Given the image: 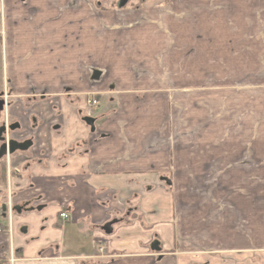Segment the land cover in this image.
<instances>
[{
  "label": "rangeland",
  "instance_id": "1",
  "mask_svg": "<svg viewBox=\"0 0 264 264\" xmlns=\"http://www.w3.org/2000/svg\"><path fill=\"white\" fill-rule=\"evenodd\" d=\"M205 1L100 0L102 8L116 10L114 56L78 63L95 89L67 82L61 94L50 91L46 98L61 95L81 124L89 95L98 100L92 112L98 119L133 118L135 124L120 130L140 138L132 152L157 154L168 179L163 219H174L180 260L262 264L264 0H211L210 8ZM5 75L0 43V81ZM26 101L16 102L21 108ZM42 110L57 119L61 106Z\"/></svg>",
  "mask_w": 264,
  "mask_h": 264
},
{
  "label": "crops",
  "instance_id": "2",
  "mask_svg": "<svg viewBox=\"0 0 264 264\" xmlns=\"http://www.w3.org/2000/svg\"><path fill=\"white\" fill-rule=\"evenodd\" d=\"M203 5L210 8L211 0ZM115 13V8H102L100 0H0L6 73L15 90L24 93L36 84L61 94L67 82L78 89H95L87 84L78 63L114 56ZM43 100L41 114L46 104L61 106V112L57 119L45 116L32 154L15 157L22 173L12 175V192L22 209L14 215L12 237L0 232V260L5 264H198L189 257L180 260L183 252L174 219H163L164 179H168L153 158L157 154L132 152V143L140 138L120 130L122 124H135L133 118L112 114L98 119L94 113V125L89 126L70 117L61 95ZM14 108L16 113L21 110L19 105ZM76 141L78 148L70 151ZM39 196L46 202L32 208L31 202ZM62 212L69 217L62 218ZM6 222L0 208V228ZM109 222L112 232L107 234ZM102 238L108 256L94 253ZM12 251L16 256L9 261Z\"/></svg>",
  "mask_w": 264,
  "mask_h": 264
},
{
  "label": "flooded vegetation",
  "instance_id": "3",
  "mask_svg": "<svg viewBox=\"0 0 264 264\" xmlns=\"http://www.w3.org/2000/svg\"><path fill=\"white\" fill-rule=\"evenodd\" d=\"M123 2L124 0H121V4L125 5L127 0ZM5 36L4 22H0V43L3 46H5ZM49 92L50 89L48 87H39L36 84H31L24 93L19 94L10 83L7 73L4 81H0V208L7 216L6 226L4 229L0 228V232L6 233L10 238L13 234L14 215L17 210L22 209L18 207L19 205L16 206L19 200L17 201V196L12 192V175L22 173L21 167L15 163V157L20 153H28L29 151V154H32V148L36 143V138H38L37 129L45 121V116L37 110V107L40 104L39 102H41L40 99L46 98ZM19 96L25 97L27 101L22 102L20 112L16 113L14 107L17 106L16 101ZM97 104L98 100L96 97H87L85 109L88 116L86 118L93 119L91 124L85 120L89 126L94 125L95 120L92 112L97 107ZM24 112L26 116H24ZM3 172L5 180L2 179ZM45 202L46 198L39 196L36 202H31V207H39ZM66 215L67 219L69 215L67 213ZM158 245L156 244V246ZM159 250H161V247ZM94 253L97 256H108L110 254L104 238L97 240L94 245ZM15 256V252L12 251L8 260H14ZM1 262L5 264V262Z\"/></svg>",
  "mask_w": 264,
  "mask_h": 264
},
{
  "label": "water",
  "instance_id": "4",
  "mask_svg": "<svg viewBox=\"0 0 264 264\" xmlns=\"http://www.w3.org/2000/svg\"><path fill=\"white\" fill-rule=\"evenodd\" d=\"M124 2H125V0H124ZM123 2V3H124ZM86 121L88 122V123H93V119L92 118H86ZM111 226H112V223L111 222H109V223H107L106 224V226H105V230H106V232L107 233H111L112 232V228H111ZM156 244L157 243H155L154 245H155V247L158 249L159 248V246H156Z\"/></svg>",
  "mask_w": 264,
  "mask_h": 264
},
{
  "label": "built area",
  "instance_id": "5",
  "mask_svg": "<svg viewBox=\"0 0 264 264\" xmlns=\"http://www.w3.org/2000/svg\"><path fill=\"white\" fill-rule=\"evenodd\" d=\"M61 217H62V218H66V217H67L66 213H65V212H62V213H61Z\"/></svg>",
  "mask_w": 264,
  "mask_h": 264
},
{
  "label": "trees",
  "instance_id": "6",
  "mask_svg": "<svg viewBox=\"0 0 264 264\" xmlns=\"http://www.w3.org/2000/svg\"><path fill=\"white\" fill-rule=\"evenodd\" d=\"M2 179L5 180L4 172H3V174H2ZM3 180H2V181H3ZM0 264H3V263L0 261Z\"/></svg>",
  "mask_w": 264,
  "mask_h": 264
}]
</instances>
